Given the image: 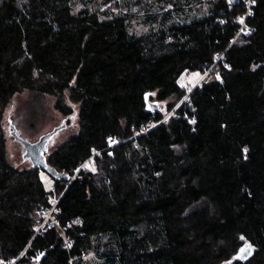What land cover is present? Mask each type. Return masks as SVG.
<instances>
[{
  "label": "trees",
  "instance_id": "obj_1",
  "mask_svg": "<svg viewBox=\"0 0 264 264\" xmlns=\"http://www.w3.org/2000/svg\"><path fill=\"white\" fill-rule=\"evenodd\" d=\"M245 9L0 0V264H229L244 241L253 257L230 264H264V0L248 36ZM196 72L210 78L187 97L180 78ZM25 92L77 120L46 154L67 180L10 163L5 113ZM53 196L56 225L37 231ZM179 199L192 251L169 235Z\"/></svg>",
  "mask_w": 264,
  "mask_h": 264
},
{
  "label": "rangeland",
  "instance_id": "obj_2",
  "mask_svg": "<svg viewBox=\"0 0 264 264\" xmlns=\"http://www.w3.org/2000/svg\"><path fill=\"white\" fill-rule=\"evenodd\" d=\"M142 1L148 0H120L121 7L124 10L130 9L131 11H135ZM206 75L207 73L204 72H196L185 73L181 76L179 82L186 89L187 97L194 87L208 79ZM187 97L184 99H187ZM64 121L66 127L61 128ZM11 124L16 128L22 139L32 143L38 142L42 136L61 128L47 144V155L67 139L75 136L78 131L77 120L71 118L68 121L56 108L54 97L33 92H25L15 96L6 110L4 126L8 133L7 143L10 163L19 169L30 168L32 164L24 158L23 146L10 134ZM185 206V200L179 199L167 204L164 210L167 216L170 238L177 242L181 250L192 251L196 248L195 244L190 241L194 233L185 226L187 221L181 217Z\"/></svg>",
  "mask_w": 264,
  "mask_h": 264
},
{
  "label": "water",
  "instance_id": "obj_3",
  "mask_svg": "<svg viewBox=\"0 0 264 264\" xmlns=\"http://www.w3.org/2000/svg\"><path fill=\"white\" fill-rule=\"evenodd\" d=\"M145 99H146L147 110L153 112L159 110V105L157 104V102L151 101L150 94H147L145 96ZM65 127H66V122L64 121L61 128H65ZM10 128H11L10 134L24 148V158L29 162H31L32 167L34 169H42L48 172L52 177L57 179L67 180L69 178L68 175L60 173L55 168L51 167L46 161V154L48 152L47 144L53 138L56 132H58L61 128L56 129L45 136H42L39 139V141L35 143L22 139L18 135L16 128L12 124L10 125ZM254 251L255 250L252 244L249 241H244V244L239 249L238 253L234 256V258L231 261H229V264L233 262L246 263L249 259L253 257Z\"/></svg>",
  "mask_w": 264,
  "mask_h": 264
},
{
  "label": "built area",
  "instance_id": "obj_4",
  "mask_svg": "<svg viewBox=\"0 0 264 264\" xmlns=\"http://www.w3.org/2000/svg\"><path fill=\"white\" fill-rule=\"evenodd\" d=\"M240 1L241 0H227V3L232 8V6H234L235 4H237ZM244 1H245V8H246L245 10L246 11L243 15L239 16L238 21L240 23V30H239L238 35L248 36L251 34L252 31L248 28L246 22H247V19L249 18V16L252 14V8L254 6V0H244ZM206 73H207L206 77L208 79L204 82H207L210 78L209 72H206ZM202 84H203V82L200 83L198 86L201 87ZM186 100H188V98ZM116 144H117L116 140H114V139L109 140V148H112ZM79 170H80V168L78 170H76L75 173H78ZM58 202H59V200L55 196L50 197L49 206L44 207L40 212V216L42 218V221H41V224L38 227L37 231H46L47 229H50L56 225L54 213L57 211Z\"/></svg>",
  "mask_w": 264,
  "mask_h": 264
}]
</instances>
